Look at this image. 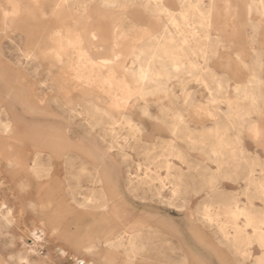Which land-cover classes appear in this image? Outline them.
<instances>
[{
	"label": "rangeland",
	"instance_id": "obj_1",
	"mask_svg": "<svg viewBox=\"0 0 264 264\" xmlns=\"http://www.w3.org/2000/svg\"><path fill=\"white\" fill-rule=\"evenodd\" d=\"M262 7L0 0V264H264Z\"/></svg>",
	"mask_w": 264,
	"mask_h": 264
},
{
	"label": "bare ground",
	"instance_id": "obj_2",
	"mask_svg": "<svg viewBox=\"0 0 264 264\" xmlns=\"http://www.w3.org/2000/svg\"><path fill=\"white\" fill-rule=\"evenodd\" d=\"M108 3H111V2H108ZM161 3V2H160ZM106 4V3H105ZM126 4V3H125ZM156 6H158V5H156ZM145 7H146V9H148V10H150L151 12H155V10H154V8H152V6L149 4V2H147L146 4H145ZM159 7H160V5H159ZM161 7H163L162 6V3H161ZM163 12H168L166 9L163 11ZM181 17H182V13H181ZM261 17L264 19V8L262 7L261 8ZM54 35V34H53ZM93 35V34H92ZM91 35V36H92ZM59 36H61V35H59ZM77 36V35H76ZM96 35H94V37H95ZM55 38H57L56 36H55ZM84 38V37H83ZM92 38H93V36H92ZM58 39H59V37L56 39L57 41H58ZM70 39V38H69ZM72 39V38H71ZM55 40V41H56ZM82 40V39H81ZM85 41V40H84ZM73 42H75V41H73ZM79 42V41H78ZM65 43V42H64ZM71 42L69 41V44H70ZM61 44V43H60ZM68 44V45H69ZM62 45V44H61ZM60 45V46H61ZM78 45H79V43H78ZM82 45V44H81ZM66 46H67V44H66ZM55 47V46H54ZM53 47V48H54ZM68 48L70 47V45L69 46H67ZM56 49V48H55ZM63 49V48H62ZM74 51V50H73ZM86 51V50H85ZM89 51V50H88ZM49 53V52H48ZM56 53V52H55ZM78 53V52H77ZM113 53V52H112ZM66 54V53H65ZM114 54V53H113ZM69 55V54H68ZM112 55V54H111ZM111 55H109V57L111 56ZM64 56V55H63ZM113 56V55H112ZM77 57V56H76ZM88 58V57H87ZM106 58V57H105ZM108 58V57H107ZM111 58V57H110ZM116 58V57H115ZM84 59V58H83ZM93 59V58H92ZM96 59V58H95ZM66 60V59H65ZM80 60V59H79ZM108 60V59H107ZM112 60V59H111ZM78 61V60H77ZM113 61H115V60H113ZM117 62H118V60H117ZM72 63V62H71ZM79 63V62H78ZM83 63H86V62H83ZM97 63V62H96ZM109 63H111V62H109ZM109 63H108V65H109ZM113 63V62H112ZM106 64V63H105ZM71 65V64H70ZM77 65V64H76ZM111 65V64H110ZM116 65V64H115ZM97 66V65H96ZM76 67V66H75ZM84 67V66H83ZM89 67H90V65H89ZM66 68V67H65ZM67 68H69V67H67ZM71 68V67H70ZM92 69V68H91ZM123 69V68H122ZM67 70V69H66ZM75 70V69H74ZM109 71V70H108ZM68 72V71H67ZM76 72V71H75ZM93 73V72H92ZM107 74V73H106ZM79 76V75H78ZM90 76V75H89ZM94 76V75H93ZM93 76H91V77H93ZM96 76V75H95ZM107 76H109V75H107ZM124 76V75H123ZM94 78H96V77H94ZM103 78V77H102ZM106 78V77H105ZM104 78V79H105ZM111 78V77H110ZM103 79V80H104ZM107 80V79H106ZM121 80V79H120ZM77 81H78V79H77ZM112 81H113V78H112ZM122 81V80H121ZM97 82H99V81H97ZM116 82V81H115ZM117 82H119V81H117ZM89 84H90V82H88ZM87 83V84H88ZM100 83V82H99ZM98 83V84H99ZM122 83V82H121ZM103 84V83H102ZM95 85V84H94ZM115 85V84H114ZM117 85V84H116ZM124 85V84H123ZM92 86V85H91ZM110 86H111V84H110ZM102 87V86H101ZM130 87H132V86H130ZM85 88V87H84ZM103 88V87H102ZM108 88H109V86H108ZM112 88V87H111ZM116 88V87H115ZM114 88V89H115ZM121 88H122V86H121ZM125 88V87H124ZM117 89H118V87H117ZM120 89V88H119ZM133 89V88H132ZM126 91V90H125ZM65 92V91H64ZM63 92V93H64ZM67 92V91H66ZM116 92V91H115ZM122 92V91H121ZM128 92V91H127ZM133 92H135V91H133ZM132 92V93H133ZM130 95H131V93H129ZM128 94V95H129ZM134 94V93H133ZM106 95V94H105ZM111 95V94H110ZM64 96V95H63ZM113 96V95H112ZM124 96H125V94H124ZM127 96V95H126ZM125 96V97H126ZM67 97V96H66ZM127 98V97H126ZM129 98V97H128ZM109 99H111V98H109ZM114 99H115V97H114ZM111 101H113V100H111ZM117 101V100H116ZM122 101H123V99H122ZM110 102V101H109ZM118 102H119V100H118ZM121 102V101H120ZM125 103V102H124ZM113 104V103H112ZM115 104V103H114ZM117 104V103H116ZM110 105V104H109ZM114 106V105H113ZM112 107V106H111ZM115 107V106H114ZM114 107H112V108H114ZM117 107H118V105H117ZM121 107V106H120ZM120 107L118 108V109H120ZM107 108H108V110H110V108L107 106Z\"/></svg>",
	"mask_w": 264,
	"mask_h": 264
},
{
	"label": "crops",
	"instance_id": "obj_3",
	"mask_svg": "<svg viewBox=\"0 0 264 264\" xmlns=\"http://www.w3.org/2000/svg\"><path fill=\"white\" fill-rule=\"evenodd\" d=\"M45 148L48 149V146H45ZM62 148H63V146L61 145V146H60L58 149H56V150H57V151H58V150H63Z\"/></svg>",
	"mask_w": 264,
	"mask_h": 264
}]
</instances>
